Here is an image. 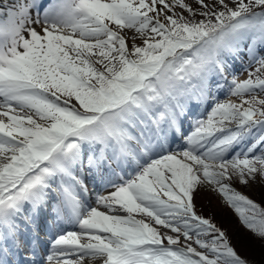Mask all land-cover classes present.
Segmentation results:
<instances>
[{
	"label": "snow or ice",
	"instance_id": "snow-or-ice-1",
	"mask_svg": "<svg viewBox=\"0 0 264 264\" xmlns=\"http://www.w3.org/2000/svg\"><path fill=\"white\" fill-rule=\"evenodd\" d=\"M194 3L0 4V264H19L25 248V264H252L197 215L193 193L213 186L264 240V207L225 182L247 185L257 174L264 182V99L256 95L264 91V0ZM125 29L135 34L131 47ZM241 52L258 67L228 81L238 103L221 101L213 93L227 80V58ZM209 100L185 136L182 121ZM175 136L182 150H169ZM86 176L113 189L95 206ZM53 226L41 256V232L50 236ZM181 236L204 251L181 246Z\"/></svg>",
	"mask_w": 264,
	"mask_h": 264
},
{
	"label": "rangeland",
	"instance_id": "rangeland-1",
	"mask_svg": "<svg viewBox=\"0 0 264 264\" xmlns=\"http://www.w3.org/2000/svg\"><path fill=\"white\" fill-rule=\"evenodd\" d=\"M186 3L192 4L194 8L198 7L194 3V0H185ZM206 3L209 2V0H205ZM177 12L183 11L180 8L176 9ZM183 14L185 16H189V13L184 11ZM197 19H201L202 17L197 16ZM128 39L129 47L132 45V37L135 35L133 30L125 29L121 33ZM137 44H142V40L137 39L135 41ZM242 55L241 53L239 54ZM262 56H264V51L262 53ZM241 58V57H240ZM228 63L231 65L229 69H226L227 74V80H220L221 85H223L222 89L219 92L213 93L216 97L222 92L228 91V81H231L233 78V75H235L239 80H244L248 78V73L250 71H255V69L258 67V65L250 60L249 57H246L243 55L242 61L243 64H240L238 62V68H234V57H229ZM235 61V60H234ZM234 71L238 73H234ZM213 83H215V79L213 80ZM249 96L251 95L248 94ZM256 95L264 99V91H257ZM225 99H234L233 101L239 102V98L235 96H227L221 101ZM210 102V100L208 101ZM212 106V102L210 104V108ZM191 119L192 116H189ZM206 118V117H204ZM187 118H185L183 121H186ZM197 119L189 120V123H192L194 126V122ZM186 136V135H185ZM251 140L246 142V145L251 144ZM240 146H237L234 151L238 150ZM182 150V149H180ZM173 151H179V150H173ZM257 154H259V149H257ZM232 155V154H231ZM229 155V156H231ZM226 183H230L233 188L240 191L244 195L248 196L250 199L255 201L256 203L260 204L261 207H264V182L260 181V176L257 174L256 181H249L247 185L241 184L237 178H233L231 181H225ZM193 204L195 205V211L197 215L200 216H206L212 220V223H215L219 228L225 231L231 245L236 249L238 254L252 262V264H264V258H258V256L262 255L260 253V246L257 244H260V238L255 236L250 230H248L240 221L239 216L236 214V212L224 201L223 196L218 192L214 190V187L211 185H201L198 186L197 189L193 193ZM102 211H108L107 209H103V207L100 208ZM116 214H123V213H116ZM137 219H146L147 222H151L149 218H146L144 216H137ZM154 227H157L158 230L162 235H177L176 233H173L170 229L165 228L163 226L159 225H153ZM232 237V238H231ZM203 239H210L211 237H202ZM165 243L167 241L165 240ZM186 243H192V246L197 248V251H204L203 249L199 248L198 245H196L193 241H186L183 236L180 237V245L183 246ZM264 246V245H263ZM262 250V248H261ZM100 260H97L98 262Z\"/></svg>",
	"mask_w": 264,
	"mask_h": 264
},
{
	"label": "bare ground",
	"instance_id": "bare-ground-1",
	"mask_svg": "<svg viewBox=\"0 0 264 264\" xmlns=\"http://www.w3.org/2000/svg\"><path fill=\"white\" fill-rule=\"evenodd\" d=\"M12 2V0H0V4H9V3H11ZM35 13L33 12V15H34ZM39 30V29H38ZM232 100H234V99H232ZM108 192L109 191H107V192H104L103 193V195H107L108 194ZM100 211H102V210H100ZM93 264H102V261H98V262H93Z\"/></svg>",
	"mask_w": 264,
	"mask_h": 264
},
{
	"label": "trees",
	"instance_id": "trees-1",
	"mask_svg": "<svg viewBox=\"0 0 264 264\" xmlns=\"http://www.w3.org/2000/svg\"><path fill=\"white\" fill-rule=\"evenodd\" d=\"M260 241H261L260 244H257V245L262 248V250H261V248L259 250L262 255L258 256V258H264V246H263L264 245V240H260Z\"/></svg>",
	"mask_w": 264,
	"mask_h": 264
}]
</instances>
